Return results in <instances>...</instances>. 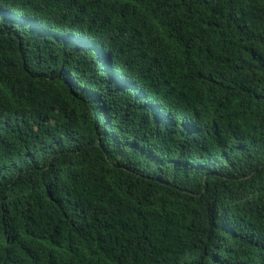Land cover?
Wrapping results in <instances>:
<instances>
[{"label":"trees","instance_id":"trees-1","mask_svg":"<svg viewBox=\"0 0 264 264\" xmlns=\"http://www.w3.org/2000/svg\"><path fill=\"white\" fill-rule=\"evenodd\" d=\"M0 264H264V0H0Z\"/></svg>","mask_w":264,"mask_h":264}]
</instances>
